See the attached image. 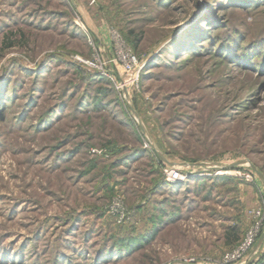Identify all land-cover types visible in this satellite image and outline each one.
<instances>
[{
  "label": "rangeland",
  "instance_id": "374dc122",
  "mask_svg": "<svg viewBox=\"0 0 264 264\" xmlns=\"http://www.w3.org/2000/svg\"><path fill=\"white\" fill-rule=\"evenodd\" d=\"M113 31L127 97L79 60L121 81ZM257 225L228 264H264V0H0V264H223Z\"/></svg>",
  "mask_w": 264,
  "mask_h": 264
},
{
  "label": "built area",
  "instance_id": "2783aa9c",
  "mask_svg": "<svg viewBox=\"0 0 264 264\" xmlns=\"http://www.w3.org/2000/svg\"><path fill=\"white\" fill-rule=\"evenodd\" d=\"M113 36L115 40V48H117V53L115 57V63L119 66H121V69L124 72V76L121 81L118 82V79L115 77L114 74H111L110 72L103 70L102 67H100L97 64L93 63L90 60H84L79 59L81 62L83 61L84 64L89 65L90 67H93L94 69H99L104 76L107 78H110L112 82H114V85L117 89H119L122 93H124V96L127 97V93L129 88L133 87L137 80L139 79V73L141 72L143 65L145 64L144 59H140L130 47H126L122 37L115 31H113ZM90 44L93 45V41L90 37L89 39ZM102 64V63H101ZM165 174L166 179L168 181L176 182L177 180H183L185 177L181 170L178 167H171L167 166L165 168ZM123 206L120 202H117V204H114L112 206L111 212H114L115 214H118V221L121 222L126 217V214L123 211ZM259 226H255L254 229H252L243 242L240 244V246L237 247V249L233 250L232 252L226 253L224 256L223 264H228L231 261H235L240 259L243 255L253 244L255 241L256 233L258 231Z\"/></svg>",
  "mask_w": 264,
  "mask_h": 264
}]
</instances>
